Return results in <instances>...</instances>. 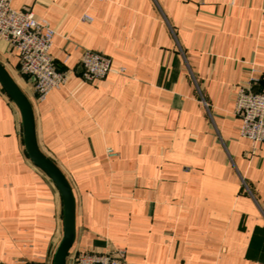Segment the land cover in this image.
Listing matches in <instances>:
<instances>
[{"label":"crops","instance_id":"0c3cea01","mask_svg":"<svg viewBox=\"0 0 264 264\" xmlns=\"http://www.w3.org/2000/svg\"><path fill=\"white\" fill-rule=\"evenodd\" d=\"M11 5L55 30L50 54L69 73L38 99L0 38V64L31 105L38 148L73 192L65 264L107 245L136 264H264V145L240 135L233 113L237 88L264 73V0ZM84 49L110 59L103 79L81 78ZM249 87L264 90V80ZM62 235L58 189L28 157L20 113L0 85V264H52Z\"/></svg>","mask_w":264,"mask_h":264},{"label":"built area","instance_id":"2783aa9c","mask_svg":"<svg viewBox=\"0 0 264 264\" xmlns=\"http://www.w3.org/2000/svg\"><path fill=\"white\" fill-rule=\"evenodd\" d=\"M82 20L90 21L88 14ZM55 30L44 19L35 17L28 9H16L11 0H0V38L16 51L20 73L31 78L38 99H44L53 89L68 79V71L57 68L50 54ZM79 74L84 81H98L110 71V59L102 53L84 49L79 58ZM252 71V70H250ZM246 85L235 93L233 113L240 120V135L253 143L264 145V90L254 91L249 85L264 80V73L255 77L251 73ZM109 155H115L109 151ZM71 264H136L125 259L123 248L107 245L103 250H77L72 253Z\"/></svg>","mask_w":264,"mask_h":264},{"label":"water","instance_id":"95a60500","mask_svg":"<svg viewBox=\"0 0 264 264\" xmlns=\"http://www.w3.org/2000/svg\"><path fill=\"white\" fill-rule=\"evenodd\" d=\"M0 85L20 113L24 146L28 157L47 174L60 194L62 200L63 235L54 252L52 264H65L66 256L75 237V202L71 186L62 171L38 148L31 105L1 64Z\"/></svg>","mask_w":264,"mask_h":264},{"label":"trees","instance_id":"16d2710c","mask_svg":"<svg viewBox=\"0 0 264 264\" xmlns=\"http://www.w3.org/2000/svg\"><path fill=\"white\" fill-rule=\"evenodd\" d=\"M58 68V67H57Z\"/></svg>","mask_w":264,"mask_h":264}]
</instances>
